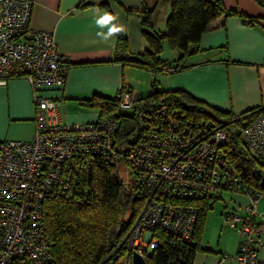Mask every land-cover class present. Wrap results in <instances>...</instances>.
I'll return each mask as SVG.
<instances>
[{
    "label": "built area",
    "instance_id": "obj_1",
    "mask_svg": "<svg viewBox=\"0 0 264 264\" xmlns=\"http://www.w3.org/2000/svg\"><path fill=\"white\" fill-rule=\"evenodd\" d=\"M33 0H0V85L23 77L32 88L63 82L70 62L59 55L53 34L30 26ZM163 64L162 73L174 72ZM115 113L131 111L135 91L121 86ZM34 131L27 140L0 139V264H50L51 246L44 222L46 195L65 186L63 165L73 156L92 154L121 158L130 167L136 213L121 243L130 254H150L158 245L156 230L192 242L203 199L219 196L239 180L225 147L230 129L211 118L194 119L181 109L156 108L147 114L131 144L115 147L117 120L64 122L56 101L33 93ZM242 119L241 139L248 151L264 159V104ZM241 211H222L223 223L239 236L235 260L255 264L263 244L264 192L243 188ZM207 200V201H208ZM212 204V203H211Z\"/></svg>",
    "mask_w": 264,
    "mask_h": 264
},
{
    "label": "crops",
    "instance_id": "obj_2",
    "mask_svg": "<svg viewBox=\"0 0 264 264\" xmlns=\"http://www.w3.org/2000/svg\"><path fill=\"white\" fill-rule=\"evenodd\" d=\"M84 1L92 4L78 7ZM222 1L228 9L258 18L251 24L238 14L214 18L200 36L195 50L185 58L183 67L172 73H153L120 60L113 61L116 37L104 41L97 36V32L107 29L98 28L95 18L104 12L115 14L116 22L124 27L121 33L126 37L128 53L138 54L147 47L141 25L144 11L152 10V27L163 32L170 11L169 0H33L30 26L50 31L59 55L70 66L60 84L35 90L23 77H11L0 85V139L31 137L34 92L55 99L61 119L78 124L94 121L99 116L98 108L81 102L84 99L95 95L114 97L121 86L132 88L136 97L144 96L153 90L157 75L160 79L156 82L162 89L185 90L235 115L263 105L264 8L255 0ZM172 51L171 59H163H176L178 52ZM238 194L233 202L241 211L247 196L245 192L238 191ZM257 209L264 210V198L257 202ZM207 215L200 249L195 252L192 264H238L235 260L238 234L230 227H223L226 224L220 217L217 239H207ZM262 240L255 264H264V233Z\"/></svg>",
    "mask_w": 264,
    "mask_h": 264
},
{
    "label": "trees",
    "instance_id": "obj_3",
    "mask_svg": "<svg viewBox=\"0 0 264 264\" xmlns=\"http://www.w3.org/2000/svg\"><path fill=\"white\" fill-rule=\"evenodd\" d=\"M255 1L264 8V0ZM90 4L92 2L84 1L78 7ZM169 4L165 31L153 29L152 10H145L141 25L147 47L133 56L128 53L126 37L120 33L115 36L112 60L153 73L160 71L161 65L173 63L176 71L183 67L185 58L195 50L200 36L214 18L238 14L250 24L258 18L228 9L222 0H169ZM164 42L178 52L176 59L167 61L160 57ZM155 83L156 80L153 85ZM81 102L97 107L99 116H113L117 120L115 147L120 151L133 142L147 114L156 108H178L194 119L211 118L223 123L230 129L226 156L239 177L225 189L244 192L245 187L264 192V159L248 151L240 133L242 119L254 110L235 115L185 90L162 89L159 85L156 92L152 90L136 97L131 111L115 113V96L95 95ZM121 162L118 156L102 159L92 154L73 156L65 161V186L49 192L43 201L45 228L52 243L50 264H125L130 251L120 243L136 216L140 198L134 195L132 182L119 176ZM217 197L202 200L191 243L157 229L158 245L145 255V264H192L195 252L200 249L207 210ZM121 257L123 262L119 261Z\"/></svg>",
    "mask_w": 264,
    "mask_h": 264
},
{
    "label": "rangeland",
    "instance_id": "obj_4",
    "mask_svg": "<svg viewBox=\"0 0 264 264\" xmlns=\"http://www.w3.org/2000/svg\"><path fill=\"white\" fill-rule=\"evenodd\" d=\"M172 56H173V51L167 46L166 42H164L162 52L160 53V57L171 59ZM159 76L160 75H157L156 80L160 79ZM118 174L121 178L127 179L130 182H132L133 175H132L131 169L124 162H121L120 166L118 167ZM235 192L236 191L234 190L223 189L221 193L219 194V197H217V199L213 201L211 208L207 210V213H208L207 215L208 224L207 225L209 226L208 232L206 235L207 239L216 240L219 235L217 233V230L221 228L219 224H221L220 220L222 219V214L221 216L219 215L220 211H225L228 209H233V210H236L237 212L239 211V209L235 206L233 202V197L236 195H239L238 192L237 193ZM139 208H140V205L137 208V211L139 210ZM221 221H223V219ZM223 227L229 228L230 226L223 225ZM232 229L235 231V233H237V231L234 228ZM123 260H124L123 257L119 259L120 262H123Z\"/></svg>",
    "mask_w": 264,
    "mask_h": 264
},
{
    "label": "clouds",
    "instance_id": "obj_5",
    "mask_svg": "<svg viewBox=\"0 0 264 264\" xmlns=\"http://www.w3.org/2000/svg\"><path fill=\"white\" fill-rule=\"evenodd\" d=\"M118 17L110 12H104L98 14L95 18V24L100 29H107L106 32H97V36L101 37L104 41H108L110 38L120 34L124 31L122 24L117 23Z\"/></svg>",
    "mask_w": 264,
    "mask_h": 264
},
{
    "label": "water",
    "instance_id": "obj_6",
    "mask_svg": "<svg viewBox=\"0 0 264 264\" xmlns=\"http://www.w3.org/2000/svg\"><path fill=\"white\" fill-rule=\"evenodd\" d=\"M134 55L135 54H133V56ZM153 82H155V81H153ZM157 90H158V85L155 83V85L153 87V91L156 92ZM131 261H132V264H145V257L143 255H141L140 253L133 251L131 254Z\"/></svg>",
    "mask_w": 264,
    "mask_h": 264
}]
</instances>
